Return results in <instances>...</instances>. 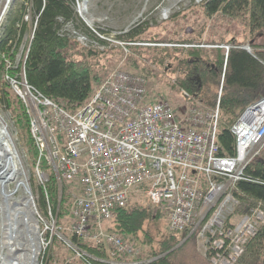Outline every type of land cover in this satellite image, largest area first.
Masks as SVG:
<instances>
[{
    "label": "trees",
    "instance_id": "1",
    "mask_svg": "<svg viewBox=\"0 0 264 264\" xmlns=\"http://www.w3.org/2000/svg\"><path fill=\"white\" fill-rule=\"evenodd\" d=\"M75 3L76 0H25L15 13L9 14V21L0 30L1 97L34 159L38 150L30 134V116L11 80H22L24 72L30 86L74 112L93 97L97 86L119 64L124 70L145 78L148 99L167 100L173 107H184L196 100L205 110H213L219 103L220 153L235 155L231 126L248 106L264 97V0H204L163 23L165 32L152 34L137 26L119 35L125 45L112 44L90 30L78 15ZM26 13L31 18H26ZM219 14L230 20H245L251 51L244 48L245 44L237 36L217 41L204 40L193 33L192 24L204 23ZM68 23L84 33L90 42L83 44L68 34ZM180 31L188 36H180ZM149 41L156 45L141 44ZM161 43L184 46H161ZM223 45L230 47L227 50ZM171 72L178 75L174 80L169 78ZM162 83L169 89L166 95L155 86ZM223 116L226 122L222 121ZM49 168L45 161L40 164V170ZM243 177L233 190L239 201L235 212L251 214L256 208L264 212V144L244 169ZM40 189L42 214L47 218L50 210L60 227L69 229L63 230L70 245V258L61 260L60 250L67 245L60 237L51 238L54 247L47 249L43 264H212L210 254L203 255L198 250V230L175 248L189 232L171 231L164 215L160 211L154 214L140 192L132 195L128 206L117 208L115 218L105 225L107 230L137 246L139 253L130 256L113 254L110 245L94 243L74 233L75 190L64 182L60 199V187L52 170ZM47 237L50 240L49 232ZM235 264H264V222L248 239Z\"/></svg>",
    "mask_w": 264,
    "mask_h": 264
},
{
    "label": "built area",
    "instance_id": "2",
    "mask_svg": "<svg viewBox=\"0 0 264 264\" xmlns=\"http://www.w3.org/2000/svg\"><path fill=\"white\" fill-rule=\"evenodd\" d=\"M75 9L86 22L87 0H76ZM71 29L81 43L90 42ZM95 31L112 44H126ZM146 82L141 75L112 69L93 97L69 112L30 86L24 72L22 80L12 79L30 116L39 174L45 161L59 187L67 182L74 188V233L110 245L113 254L139 253L133 242L105 225L140 192L171 231L198 230L207 238L204 253L212 264H235L264 222L260 208L233 214L238 204L233 190L264 144V98L233 123L236 155L225 156L217 142L219 103L205 110L195 100L176 110L167 100L148 99Z\"/></svg>",
    "mask_w": 264,
    "mask_h": 264
},
{
    "label": "rangeland",
    "instance_id": "3",
    "mask_svg": "<svg viewBox=\"0 0 264 264\" xmlns=\"http://www.w3.org/2000/svg\"><path fill=\"white\" fill-rule=\"evenodd\" d=\"M1 6L4 5V2L7 0H0ZM25 0H10L8 3V7L6 8V12L0 22V30L2 26L9 21V14L15 13L16 10L22 5V3ZM112 2H117V4L114 6L116 8L119 5V2L121 0H111ZM135 4V11L136 14H134V18L132 20V23L130 26H128L125 30H131L134 27H143L145 32L155 34L157 32H165L166 28L163 26V23L167 22L171 17H173L175 14L180 12H187L190 9L196 7L198 4H200L202 1L197 2V0H181L177 6L173 8V11L170 13L168 17H163V10L169 6H171L173 3H175L178 0H133ZM88 14V10H87ZM110 15V14H109ZM26 18H31V15L29 13L25 14ZM85 22V21H84ZM111 22V23H110ZM104 23H109L113 26L115 25H121L120 22L116 21H105ZM73 24L70 25L69 28V34L74 35L72 31ZM125 26V25H124ZM193 33L195 35H200L204 40H217L220 41L222 37L224 39H228L231 36H237V40L239 42H243L245 45H249V32L247 29V25L245 20L243 19H237V20H230V18L225 17L223 15H217L213 19H208L204 23L199 22L196 25H193ZM74 27V26H73ZM96 27V25H95ZM76 28V27H75ZM97 29V28H96ZM98 30V29H97ZM79 31V30H78ZM124 32V30H122ZM81 32V31H80ZM180 36H188V34L184 31H180ZM192 34V33H190ZM193 34V35H194ZM119 35V34H117ZM117 35H114L115 40H119L117 38ZM120 41V40H119ZM155 44L145 42L141 44ZM159 45V44H158ZM161 46H184L183 44H166L161 43ZM188 46V45H185ZM22 57V53L20 52L18 55V60L20 62ZM120 66V68H119ZM113 69H122L121 64L118 66H115ZM160 72V71H159ZM169 78L171 80H174L177 78L178 75H173L172 72L169 73ZM155 86L159 87L160 90L163 92V94H167L169 92V89L165 83L162 84H156ZM1 82H0V90H1ZM0 93V115L4 118V120L7 122L13 136L15 139V143L18 147V150L23 158V161L25 163L26 168L29 170L30 179H31V186L35 198V202L37 204V208L42 216V219L40 221V232H41V238H42V248L39 255V264H43L45 261L46 251L48 248H53V241L51 238L60 237L63 239V241L66 243L67 246H63L60 250L59 257L61 260L63 258L69 259V248L70 245H68L67 237L64 234V230H69L66 227H63V229L60 227V224L57 222V218L55 215L52 214L50 210H48L47 218L42 214L40 207H41V189L40 186L43 185V183H46L49 180V172L48 170H45L43 176L39 174L38 171V164L35 163L34 155L31 153L30 147L28 145V142L21 134V131L19 127L17 126L14 116L12 115L11 111L7 108L5 102L3 101ZM180 106H174V108L177 110ZM223 122H226L225 116H223ZM20 195V194H19ZM144 203L149 205L144 199ZM150 206V205H149ZM1 223V218H0ZM47 232L50 233V240L47 237ZM199 234V233H198ZM201 236V237H200ZM198 236L197 241V247L200 253L205 255V246L209 242L207 238H204L202 235ZM185 239V238H184ZM183 239V240H184ZM185 242V241H184ZM59 245L56 246V252L58 251ZM55 249V248H54ZM111 249V248H110ZM224 260H222L223 262Z\"/></svg>",
    "mask_w": 264,
    "mask_h": 264
},
{
    "label": "bare ground",
    "instance_id": "4",
    "mask_svg": "<svg viewBox=\"0 0 264 264\" xmlns=\"http://www.w3.org/2000/svg\"><path fill=\"white\" fill-rule=\"evenodd\" d=\"M180 1L178 0L171 6L165 8L163 10V17H168ZM5 4L6 2H4ZM4 5L1 6L0 1V20L6 12ZM4 124H7V122L0 115V264H36L37 254L35 253L40 255L41 249L35 251L34 246H29L30 243L20 237V231L27 222L22 221L21 225H15L14 221H2L4 200L7 195L13 192L10 200L12 202L18 201L20 196H23L27 184L31 186L29 170L25 166L9 126L4 132L1 129ZM22 181H24V184H20ZM60 196L62 197V191L60 192ZM8 222H11V224L8 225ZM6 223L7 225H4ZM9 232L11 236L3 237ZM194 232L189 231V234L192 235Z\"/></svg>",
    "mask_w": 264,
    "mask_h": 264
},
{
    "label": "water",
    "instance_id": "5",
    "mask_svg": "<svg viewBox=\"0 0 264 264\" xmlns=\"http://www.w3.org/2000/svg\"><path fill=\"white\" fill-rule=\"evenodd\" d=\"M9 1L10 0H7L6 4L4 5L6 8L8 7ZM197 2H200V0H197ZM244 48L249 51L251 50L250 45H245ZM1 129L3 130V132L6 131L8 129V125H2ZM20 184H24V181L20 182ZM12 194L13 192L11 194H8L4 200L2 221H14L15 225H21L22 221H26L27 224H24L23 229L20 231V237H22L23 240L25 239V241L27 240L30 243L29 246H34L35 251L37 249L40 250L42 246V238L40 232V221L42 219V216L37 208L32 187L27 184L23 196H20V199L18 201L12 202L10 200ZM10 224L11 222H8V225ZM4 225H7V223ZM9 236H11L10 232L3 237ZM189 237L190 234L184 240H182L175 248L181 246L184 241H186ZM35 254H37L36 264H39V254Z\"/></svg>",
    "mask_w": 264,
    "mask_h": 264
},
{
    "label": "crops",
    "instance_id": "6",
    "mask_svg": "<svg viewBox=\"0 0 264 264\" xmlns=\"http://www.w3.org/2000/svg\"><path fill=\"white\" fill-rule=\"evenodd\" d=\"M116 4L117 2H112L111 0H87L88 14H86L85 24L90 28V30L92 29L93 31H95L98 29L99 31L102 32V34L107 36H114V35L116 36L117 34L122 35L130 31L125 29L131 25L132 20L134 18V14H136L134 1L121 0L119 2V5L116 8H114ZM111 20L120 22L121 25L113 26L109 23H104L105 21H111ZM122 30H124V32ZM119 35H117L118 39H119ZM225 46L226 45H223V47ZM233 214L244 215V214H237L235 212V209ZM183 232H189V231H183Z\"/></svg>",
    "mask_w": 264,
    "mask_h": 264
}]
</instances>
